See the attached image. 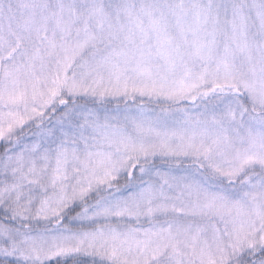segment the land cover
<instances>
[{"label":"snow or ice","instance_id":"6c2138e0","mask_svg":"<svg viewBox=\"0 0 264 264\" xmlns=\"http://www.w3.org/2000/svg\"><path fill=\"white\" fill-rule=\"evenodd\" d=\"M0 264H264V0H0Z\"/></svg>","mask_w":264,"mask_h":264}]
</instances>
